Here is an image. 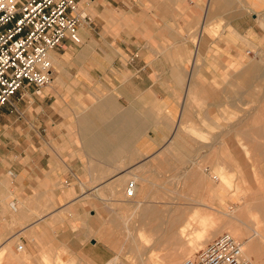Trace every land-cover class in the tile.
<instances>
[{
    "label": "crops",
    "instance_id": "crops-1",
    "mask_svg": "<svg viewBox=\"0 0 264 264\" xmlns=\"http://www.w3.org/2000/svg\"><path fill=\"white\" fill-rule=\"evenodd\" d=\"M76 1L81 43L51 51L58 85L44 92L63 84V110L19 109L28 92L0 110V250L17 239L33 252L54 238L63 260L105 263L142 203L133 223L155 226L165 257H187L223 230L206 219L213 193L226 222L209 175L228 169L229 110L186 105L222 99L236 72L243 80L256 23L228 0Z\"/></svg>",
    "mask_w": 264,
    "mask_h": 264
},
{
    "label": "rangeland",
    "instance_id": "rangeland-1",
    "mask_svg": "<svg viewBox=\"0 0 264 264\" xmlns=\"http://www.w3.org/2000/svg\"><path fill=\"white\" fill-rule=\"evenodd\" d=\"M228 1L229 8L242 10L248 20L254 19L259 33V37L253 46L255 47L254 53L251 54L249 62L243 67V70L245 69L243 71V80L236 81V72L234 73L232 81L228 82L226 96L222 99L219 97L218 99H210L206 96L203 98L198 97V104L191 102L192 98H190L188 99L186 107L187 109H215L214 104L218 102L216 103L217 109L229 110V113L227 115L225 114L227 117L225 124H223L224 128L220 130L221 139L227 143L226 161L228 169L225 170L223 169L225 167H223V171H219L218 169L213 171L215 175L213 173L209 175L211 179L216 178L219 182L218 187L221 190L223 199L221 210L226 213L227 223L225 222L224 225L222 221L223 224L221 225L218 212L219 208L214 209L218 207L214 193L212 200L213 211L206 216V219L211 221L212 231L222 227L223 230L220 231V234L224 232L232 234L243 241L244 246L245 243L247 244L249 242L250 238L254 240L253 236H256L254 232H258L259 235H261V244H259L258 247V253L260 255L258 261L259 264H264V21L262 22L259 20L261 17L264 20V0ZM220 25L221 24L218 23L215 25V28L213 27L212 34L219 31ZM228 29L229 31L231 30L230 27H228ZM52 67L54 72L52 75L53 79L55 71L53 65ZM50 85L41 90L42 95L37 96V100L33 101V99L30 100V98H27L28 96H32L30 95L33 92L32 88L26 91H19L13 98L14 100L21 98L20 96L22 94L28 92V95L20 99V104L18 105L19 109L63 110V84L59 85V89L56 90V93H53L52 97H45L44 92L48 91L50 93V89H52ZM29 100L34 103L27 104ZM221 101L222 105L219 106L218 104L221 103ZM11 109L14 108L11 107ZM257 134H260V137H258ZM257 151L261 152L258 154ZM234 167H236V170L233 171ZM224 173L227 174L231 184L230 188H228L221 176V174ZM251 206H256V209H251ZM242 208L249 213V217L240 216L239 210H242ZM139 212L140 211L137 212V210L131 209V225L122 226L120 230H124L123 233L117 232L116 236L118 241L116 242L117 248L115 250V255L101 264H111V261L116 258L119 264H139L138 259L135 257L136 249L133 248L132 243L133 240L137 239L136 237L138 235L142 238L141 245L146 246L144 250L142 249V252L140 251V253L143 254L144 261L148 258H153L158 264H171L168 260L172 255L165 257L163 255L164 252H161L164 246L161 241H158L159 239L156 240L155 226L140 227L133 223L136 221L134 217H136ZM199 217H196V220H198L197 222L203 223V220L199 219ZM231 221L233 224L240 227V232L238 234L241 236L233 233V231L236 230L235 226H231L232 228L226 227ZM242 221L244 226L241 224ZM138 227L142 229L139 233L136 231ZM127 231L132 235L128 234ZM17 244H20V242L15 239L3 245V248H1L3 252L0 254V264H85L63 260V253L65 254V251H63L62 240H54V238H51V241L42 243V245L33 252H28L26 249H23L22 252H17L15 249ZM196 244L197 245H192V250L188 253V256L201 247V243ZM185 258L186 257L177 259L174 264L181 263ZM80 260L83 262L85 261L84 258ZM253 260L252 258V261Z\"/></svg>",
    "mask_w": 264,
    "mask_h": 264
},
{
    "label": "built area",
    "instance_id": "built-area-1",
    "mask_svg": "<svg viewBox=\"0 0 264 264\" xmlns=\"http://www.w3.org/2000/svg\"><path fill=\"white\" fill-rule=\"evenodd\" d=\"M76 0H0V110L12 105L19 91L38 95L52 82L51 51L64 41L81 43ZM249 54V52L247 53ZM134 194V181L125 195ZM17 251L23 250L18 244ZM179 264H253L244 244L224 232L196 249Z\"/></svg>",
    "mask_w": 264,
    "mask_h": 264
},
{
    "label": "bare ground",
    "instance_id": "bare-ground-1",
    "mask_svg": "<svg viewBox=\"0 0 264 264\" xmlns=\"http://www.w3.org/2000/svg\"><path fill=\"white\" fill-rule=\"evenodd\" d=\"M214 3V2H213ZM227 3H229V1H227ZM223 4V3H222ZM223 5H225V4H223ZM257 18H258V16H257ZM260 21H264L263 19H262V17L259 19ZM257 21V20H256ZM217 28V27H216ZM49 58H50V61H51V64L53 65V66H55V63L56 62H54V60H53V58L51 57V56H49ZM54 84H57L58 85V80H57V78L56 77H54L53 78V80H52V82H51V85H50V88H52L53 86L52 85H54ZM40 94H41V92H40ZM259 129V128H258ZM261 129V128H260ZM258 133H259V131H258ZM260 134H257V136L258 137H260L259 136ZM262 136V135H261ZM263 136H264V134H263ZM219 169V168H218ZM222 170V168H220L219 169V171H221ZM223 171V170H222ZM214 174V173H213ZM215 175V174H214ZM221 176L223 177V180L225 181V184H227V186H228V188H230L231 187V184H230V182H229V179H228V177H227V174H221ZM222 182V181H221ZM136 201V200H135ZM141 202V201H140ZM144 202V201H143ZM145 203H146V201H145ZM248 203H250V202H248ZM142 204V203H141ZM140 203H137V205H134L133 207H132V209H134V210H137V212L138 211H140L139 213H140V215L142 214V216H143V213L145 214V212H146V209L145 210H141L140 208H142ZM243 207H245V206H243ZM250 207V206H249ZM241 209V208H240ZM251 209H253V210H255L256 209V206L255 207H253V206H251ZM151 210V209H150ZM238 210V209H237ZM240 211V216H242V217H249V213H247L246 212V210H244L243 208H242V210H239ZM136 212V211H135ZM134 212V213H135ZM152 212V211H151ZM157 212V211H156ZM150 213V212H149ZM198 213V212H197ZM197 213H196V215H197ZM136 215V214H135ZM139 215V216H140ZM239 216V217H240ZM147 217V216H146ZM149 217V216H148ZM150 219V218H149ZM235 219V218H234ZM249 219V218H248ZM248 219H247V221H248ZM228 221V220H227ZM229 222V221H228ZM234 222V221H233ZM239 222V221H238ZM244 222H245V220H244ZM227 223V222H226ZM241 224L243 225L244 223H243V221L241 222ZM231 226H235L236 228V230H234L233 231V233L234 234H236V235H239V236H241L240 234H238L239 232H240V227L239 226H237V225H235V224H233L232 223V221H231V223H228L227 225H226V227H229V228H232ZM244 226V225H243ZM246 226V225H245ZM141 228L140 227H138L137 228V233H139V232H141ZM129 231V230H128ZM127 231V233L128 234H130V232H128ZM183 231V230H182ZM253 232V231H252ZM254 234L256 235V236H253L254 237V240H252L251 238L249 239V242L246 244L245 243V246H244V250H245V255L247 256V257H254L255 256V254L257 253V251H258V247H259V244H261V235H259V233L257 232H254ZM130 235H132V234H130ZM232 235V234H231ZM140 235H138L136 238V240H133V248H135L136 249V254H135V257L138 259V261H139V264H158L157 262H156V260H154L153 258H148L146 261H144L143 260V254L142 253H140V251L142 252V249L144 250L145 248H146V246H143V245H141V241H142V238L141 237H139ZM233 236V235H232ZM235 237V236H234ZM236 238V237H235ZM238 239V238H237ZM240 240V239H239ZM243 242V241H242ZM244 244V243H243ZM177 259H179V257H177V256H175V255H172L170 258H169V260L168 261H170V263L171 264H174L176 261H177ZM118 259L116 258V259H114V260H112L111 262V264H119L118 262Z\"/></svg>",
    "mask_w": 264,
    "mask_h": 264
}]
</instances>
